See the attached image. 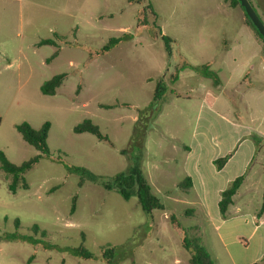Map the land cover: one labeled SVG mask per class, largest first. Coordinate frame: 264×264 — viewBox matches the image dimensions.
<instances>
[{"label": "rangeland", "instance_id": "1", "mask_svg": "<svg viewBox=\"0 0 264 264\" xmlns=\"http://www.w3.org/2000/svg\"><path fill=\"white\" fill-rule=\"evenodd\" d=\"M225 1L143 0L131 5L127 0H0V152L15 165L38 155L16 127L28 122L40 129L49 122L52 155L42 156L24 174L29 188L22 189L20 183L15 194L9 191L10 176L0 169V264H27L33 254L32 264H106L76 257L73 249L82 244L95 256L105 245L123 247L125 256L116 264H191L171 215L191 235L193 227L201 226L202 242L215 264H245L264 251L261 231L252 236L250 218L211 225L204 215L186 214L188 209L197 211L203 199L214 212L217 193L175 190L180 164L167 176L158 171L168 165L152 167L167 158L182 159L183 153L173 147L190 143L200 119L196 97L202 86L215 90L213 80L186 70L177 88L184 94L180 99H166L154 119L138 111L150 106L157 79L171 85V74L182 64H209L225 82L223 47L234 44L242 17L240 9L233 10ZM56 34L63 36L58 47L37 45ZM162 35L173 39L171 57ZM117 37L123 38L120 44L100 53ZM58 49V56L48 62ZM63 73L67 78L56 94L44 95L42 84ZM191 89L196 97L189 94ZM238 98L232 94L227 101L236 105L234 115L243 130L235 132L216 116L206 122L204 115L199 123L209 124V130L201 142L210 143L216 136L230 146L252 131L264 132V98L254 100L252 114ZM225 108V101L217 103L220 114H227ZM87 119L109 137L111 146L92 134L74 133V127ZM250 140L258 141L255 136ZM246 148L243 143L238 149L244 153ZM140 158L141 171L165 207L152 215L142 210L135 194L127 201L89 180L80 187L79 173L69 170L79 167L110 179L127 172ZM34 225L47 236H34ZM14 234L16 238L7 239ZM30 236L39 241L36 246L26 239Z\"/></svg>", "mask_w": 264, "mask_h": 264}, {"label": "crops", "instance_id": "2", "mask_svg": "<svg viewBox=\"0 0 264 264\" xmlns=\"http://www.w3.org/2000/svg\"><path fill=\"white\" fill-rule=\"evenodd\" d=\"M225 1V0H224ZM258 14L264 21V0H250ZM225 3L232 8L228 2ZM237 10L240 8H232ZM241 10V9H240ZM242 12L241 26L235 34L233 45H226L223 47V53L225 54L221 67H223L226 75L225 82L219 76L220 84L215 85V90H209L208 88H202L200 92L201 96H195L192 94L193 89L189 91V94L195 96L199 100V117L198 121H203V117L206 122L211 117L220 118L224 124L240 133L243 130V125L241 124L240 118L235 117L236 105H231L227 101L232 94H236L239 98L241 97L243 107L246 110L253 111L254 100L258 98H264V46L262 42L257 38L254 31L246 25L244 13ZM190 70V69H186ZM185 71V70H184ZM182 74H180L179 79L174 84L168 85L169 90L166 99L170 101L173 98L180 99L182 95L178 92L177 88L180 86L182 80ZM194 72L193 70H190ZM221 71V70H220ZM186 72V71H185ZM199 78H206L196 72ZM217 73V72H216ZM193 80V76L189 77ZM209 79V78H208ZM195 81V80H194ZM195 82L190 83L192 87ZM197 84V82H196ZM198 85V84H197ZM262 89V90H261ZM189 94L185 93L186 98H189ZM238 98V99H239ZM166 100V101H167ZM225 101L227 103V114H220L217 112V103ZM253 103V104H252ZM198 124L195 126L193 131L192 139L189 144L181 143L180 145H175L174 150L182 152V159L178 162L177 159L171 161L168 160L161 161L160 163L154 164L152 167L156 170L162 168L163 165H168L169 167L161 170H157L162 175H169L173 173L174 168L179 164L182 169L181 177L174 183L175 190L183 193H217L216 204L214 212L210 210L207 200H200L198 205L199 209L194 210V216L204 215L205 221L213 225L217 221L225 224L232 220V218L243 217L250 218L251 223L254 225L253 235L261 231V236L264 241V216L258 218L257 213L262 205V198L264 193V184L259 183L262 179V173L264 172V143L262 144V139H264V132L252 131L247 134L240 142L239 137L230 146L226 145L224 142L217 139L216 136L212 137L210 143L201 142V139L205 137L209 130V124L205 125ZM256 137L257 142L250 140L251 137ZM249 140V141H248ZM238 142V144H237ZM243 143L248 144L246 152L240 153V146ZM229 156V159L222 169H218L215 161L219 158ZM170 162H172L170 164ZM181 162V163H180ZM179 165V166H180ZM257 167V168H256ZM244 175V181L238 191V193L233 197V203H231L227 218L223 219L219 211V201L221 199V193L239 176ZM147 178V177H146ZM190 178L192 181V186L187 190H182L178 185L180 182ZM149 183L151 184L150 178ZM260 184V185H259ZM152 190L154 189L153 185ZM154 193V191H153ZM167 193H173L167 191ZM196 205V204H190ZM200 227L201 226L196 225ZM202 232V231H201ZM203 236V235H202ZM264 256V251L258 256V258L251 260L245 264L261 263V259Z\"/></svg>", "mask_w": 264, "mask_h": 264}, {"label": "trees", "instance_id": "3", "mask_svg": "<svg viewBox=\"0 0 264 264\" xmlns=\"http://www.w3.org/2000/svg\"><path fill=\"white\" fill-rule=\"evenodd\" d=\"M128 4L134 5L138 4L140 5L143 0H127ZM229 5L232 8H240L243 13L244 10L240 6L239 2L237 0H228L227 1ZM148 8H151L152 11L153 7L151 4H149ZM147 10L144 12L146 13ZM245 22L246 25H248L255 33L257 38L262 42L264 46V40L261 37V35L257 32L256 28L253 26L251 21L248 19L246 14L244 13ZM63 39V36L56 34L55 39H44L40 41L37 45L39 46H55L58 47L57 40ZM162 39L165 42V47L167 54L169 57H171L172 54V46L171 43H173V39L170 37H167L165 35H162ZM122 37L117 38H111L108 43L102 47L100 53H107L110 52L114 46H117L122 42ZM59 54V49L56 50L52 56L48 59L49 60L57 57ZM186 69L193 70L194 72L213 80L215 85L220 84L219 76L216 74L215 71L210 69L209 64H204L202 66L194 67L190 64H182L180 66H177L175 68V71L170 76V83L174 84L178 81L179 76L181 72ZM67 78V73H63L57 76H54L49 81H46L42 84L40 90L44 95L53 96L56 94L57 89L62 86L64 80ZM168 83L165 81L164 78H159L156 81L155 89L153 93L152 102L150 103V106L143 110H138L140 112V115L142 117H148L150 119H154L158 114H160L161 111V105L166 101V97L168 94ZM129 106V105H126ZM104 108L110 109L111 106H104ZM1 123V120H0ZM50 123L46 122L43 124V126L40 129L33 128L28 122H23L19 125H17L16 129L21 134L22 138L25 142H27L29 145L34 147L39 154L32 157L28 161L23 162L21 165H15L11 163L6 155L3 152H0V169L5 172L8 176H10L11 182L9 186V191L11 193L15 194L17 192L19 185L21 183V188L27 190L29 188V185L24 179V174L30 171L39 161L41 160L42 156L51 158V152L48 147L47 139L50 131ZM74 133L76 134H83V133H89L94 136H96L100 141H106L111 146V140H109V137L107 135H104L100 128L94 124L91 120L87 119L84 120L82 123L76 125L73 129ZM142 142H140V145L142 146ZM229 159V156L219 158L215 161V164L217 168L220 170L222 169L225 164L227 163ZM70 171H74L79 173L81 177V181L79 183L80 187L82 186L83 182L85 180H89L90 182L99 184L104 188L105 190L114 191L117 192L124 200H130L132 195L135 194V196L138 199V203L141 206L142 210L152 215L154 211H162L165 209L164 205L160 201L157 195L153 193L152 186L149 183L148 179L144 175V172L141 171V158L137 160L136 164L129 168L127 172H120L116 175H114L112 178H102L97 177L92 174H90L87 170L79 167H74L69 169ZM244 175L237 177L222 193H221V199L219 201V211L220 214L226 219L227 218V212L228 209L233 203V197L238 193L243 181H244ZM182 190H187L192 186V181L190 178H186L178 185ZM262 205L257 213V217L260 218L264 216V193L262 198ZM76 200L77 196H74L73 198V204L71 208V213L73 214L76 209ZM194 213L193 209H188L186 211V214L190 215ZM171 222L175 224V226L179 229L181 236H182V245L183 247L190 253L191 255V264H215L214 260L209 252V250L204 246L202 242V238L200 235V229L199 227L195 226L192 228L194 230V234L191 235L189 230L185 229L180 225L175 215H171ZM15 226L17 229L20 228V222L17 219L15 221ZM31 231L33 232L34 236L41 235L42 238H45L47 236L46 231L41 230V228L38 225H34L31 228ZM17 237V234L7 236V239H14ZM28 241L33 243V245H37L39 241H36L32 236L26 238ZM83 240L84 237H83ZM73 253L76 257L84 260H100L102 262H105L106 264H116L119 260L123 259L125 256L124 248L121 246H115V245H105L100 248V255L95 256L91 251H89L84 244L79 246L78 248L73 249ZM35 259V255L33 254L27 264H32L33 260ZM253 264H264V256L261 259V263H253Z\"/></svg>", "mask_w": 264, "mask_h": 264}, {"label": "water", "instance_id": "4", "mask_svg": "<svg viewBox=\"0 0 264 264\" xmlns=\"http://www.w3.org/2000/svg\"><path fill=\"white\" fill-rule=\"evenodd\" d=\"M244 10V13L251 21L253 26L256 28L257 32L261 35L264 40V21L258 14L257 10L253 6L250 0H237Z\"/></svg>", "mask_w": 264, "mask_h": 264}]
</instances>
